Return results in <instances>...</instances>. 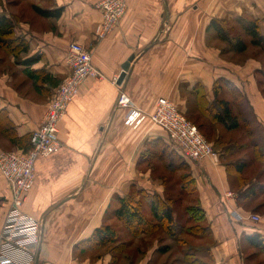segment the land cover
I'll use <instances>...</instances> for the list:
<instances>
[{"label": "crops", "instance_id": "obj_1", "mask_svg": "<svg viewBox=\"0 0 264 264\" xmlns=\"http://www.w3.org/2000/svg\"><path fill=\"white\" fill-rule=\"evenodd\" d=\"M99 1L24 0L22 6L0 8V13L16 15L15 32L29 43L28 52L19 57L0 51V151L21 148L4 129L12 130L16 140H29L58 87L42 81L38 88L26 70H41L60 84L70 72V43L77 41L92 53L104 75L87 79L70 102L60 123V150L36 161L35 183L24 208L41 222L42 230L35 261L29 264H113L111 251L82 243L103 224L120 223L113 214L119 200L144 191L163 197L178 194V175L159 167V162L151 164L148 157L157 139L169 145L165 131L149 118L136 126L126 124L130 109L152 113L157 101L166 97L187 115L210 113L217 96L229 100L236 113L242 95L264 124V106L256 92L261 66L255 61L242 66L231 53L225 54L224 42L210 26L213 19L249 15L259 19L264 32V0H127L126 13L104 38L97 34L102 21ZM33 5L62 8V15L45 18ZM132 55L126 77L118 84L122 65ZM219 84L224 86L216 94ZM122 94L133 108L119 103ZM189 164L210 226V235L197 239L210 248L207 261L252 264L245 257L253 252H243L245 237L259 234L264 239V218L258 223L232 222V210L245 214L236 199L226 196L238 189L231 183L233 174L226 165L209 160ZM189 198L184 205L192 203ZM260 204L252 202L248 208L262 217ZM10 205V185L0 174V232ZM120 230L127 233L123 225ZM135 241L134 247L146 253L140 264H154L166 255L160 248L173 244L162 232Z\"/></svg>", "mask_w": 264, "mask_h": 264}, {"label": "trees", "instance_id": "obj_2", "mask_svg": "<svg viewBox=\"0 0 264 264\" xmlns=\"http://www.w3.org/2000/svg\"><path fill=\"white\" fill-rule=\"evenodd\" d=\"M33 7L39 15L45 18H59L63 11L62 8L43 9L35 5ZM14 19L17 18L13 14L9 16L0 13V49L7 55L19 57L28 52L29 43L23 36L16 34ZM210 26L215 36L226 45L223 50L225 54H245L250 46L264 51V32L257 18L241 15L233 19H213ZM26 71L38 88L43 84L42 81H48L55 86L59 85V82L49 75L43 76L45 73L41 70ZM262 75L264 76V73ZM224 83L226 82L224 81ZM222 86L224 84H219L216 87V94ZM238 99L241 101L239 112L233 113L229 100L225 97L217 98L216 96V100L210 104L213 109L210 113L208 110H203L200 112L201 114L187 116L189 120L198 125L197 127L205 137L211 139L213 144L219 148L221 164L226 165L229 174H233L230 177L231 183L238 188L235 192L236 206L245 214H250L257 209L249 210V205L261 194H264V131L257 132L255 130L260 123L255 115L254 120L249 119L247 115L249 107L245 105L244 96L239 95ZM1 116L2 114H0V119L3 118ZM254 121H256L255 127L252 126ZM216 124H220L225 132L244 131V141H242L243 137L240 133H237L232 141L229 138H223V134L218 133L217 129L220 127ZM4 132L7 136L12 137V142L15 145L21 147L19 149L28 150L31 147L30 138L28 141L27 139L16 140L11 133L12 130L4 129ZM148 157H150L151 164L159 162V165L171 174L178 175V194L173 197H163L147 191L142 194L138 192L130 194L128 198L119 200L120 205L113 211V214L127 230L126 232L131 235V238L122 240L117 227L113 224H103L82 244L95 249L105 247L113 254V264H118L123 254L129 253L137 237L157 235L162 232L173 241L174 245H163L159 250L161 254L174 253V247H177L179 251H176L181 252V259H183L181 261L184 264H211L210 261H207L212 256L209 246H201L197 243V239L210 235V226L206 211L200 205L197 195V180L193 176L189 164L192 160L179 154L170 143L168 145L161 139H157L151 144ZM255 164L261 169L251 182L245 172ZM244 186L247 187L242 189ZM189 197H191L192 203L184 205L183 201ZM261 206H264V203L258 207ZM245 241L255 252L264 253V239L259 234L248 235L245 237ZM254 251L253 253H255ZM250 256L248 255V257ZM170 264H174V262Z\"/></svg>", "mask_w": 264, "mask_h": 264}, {"label": "built area", "instance_id": "obj_3", "mask_svg": "<svg viewBox=\"0 0 264 264\" xmlns=\"http://www.w3.org/2000/svg\"><path fill=\"white\" fill-rule=\"evenodd\" d=\"M127 6V0H100L97 3L102 13L97 32L99 38L114 30L126 13ZM67 64L70 72L47 102L44 119L30 136L31 147L28 150L0 151V174L11 189V205L0 232V264H29L35 261L41 243L42 224L24 207L35 183L36 161L39 157L58 152L62 147L60 123L80 86L89 78H104L93 63L92 53L80 42L70 43ZM119 103L133 108L132 102L123 94ZM146 118L165 131L170 145L182 156L195 162L209 160L214 165L221 164L219 151L169 98H160L152 113L130 109L125 122L136 126ZM226 196L235 199L236 193L228 191ZM230 216L235 222H259L262 219L259 214H241L235 209Z\"/></svg>", "mask_w": 264, "mask_h": 264}, {"label": "rangeland", "instance_id": "obj_4", "mask_svg": "<svg viewBox=\"0 0 264 264\" xmlns=\"http://www.w3.org/2000/svg\"><path fill=\"white\" fill-rule=\"evenodd\" d=\"M22 1H24V0H0V8L1 9H6L9 5L15 6L18 3L22 6ZM225 46L226 45H224V47ZM0 51L2 53H4L5 55H7L2 49H0ZM231 58H233L234 61H236L237 63H239L242 66L246 65L248 61H255L256 63H258L261 66L260 67L261 69L256 74V85H257V91L256 92H257V97H259V102L260 103L263 102V106H264V76L262 75L264 73L263 72L264 71V51L257 50L256 48L250 46L245 54L234 55L233 53H231ZM261 72H263V73L261 74ZM245 105H246V102H245ZM249 108L247 110V115H248L249 119L254 120L255 119L254 113L252 112V109L251 108L249 109ZM242 113L244 114V112H242ZM197 114L198 113H196L194 115H197ZM185 116L188 118L187 114ZM191 122L194 123L193 121H191ZM194 124L196 126H198L196 123H194ZM255 124H256V121H254V123L252 124V126L255 127L256 126ZM217 130H218V133L223 134V138H225V137L226 138H229L230 141H232L236 137V134L237 133L238 134L240 133V134H242V137H243L241 139H242V141H244V138H245L244 137V135H245L244 131L225 132V130L222 127H220V129H217ZM255 130L257 132L264 131V124H260L259 126H257L255 128ZM200 133L202 134V136L208 142L212 143V145L215 147V149L219 150V148L216 147L213 144V142H212L211 139L205 137V135L203 134L202 131H200ZM238 138H240V136H238ZM17 149L18 148H14V149H11V150H3V151H14V150H17ZM158 164H160V163H158ZM259 165L262 166L260 163H259ZM159 167H161V165H159ZM262 168H263V166H262ZM260 169L261 168L259 166H256V164H255V166H253V167H251V168L248 169V171L246 172V174H247L246 177L248 179H250L251 182H252V179L255 177V174L258 173L260 171ZM236 190H238V189H236ZM253 202H254V204L256 206L258 204H260L261 202L264 203V194H261ZM262 215H263L262 218H264V209L262 210ZM231 221L233 222V219H231ZM245 221L248 222L247 220H245ZM262 224H264V221H263ZM113 225L115 227H117V230L118 231H120L119 234L122 237V240H128L129 238H131V235L130 234H127V233H124L123 234L121 232V230L119 229L120 228V225H122V224L116 222V223H113ZM134 242H136V241H134ZM134 242H133V245H132L131 249L129 250V253L125 252L123 254V256H122L121 261L118 264H125L127 262H128V264H140V262L145 258L144 255L146 253L143 252L141 249L138 251L136 249V247H134ZM163 242L167 243V241H163ZM167 244H169V243H167ZM133 247H134V249H133ZM174 249H175V252L174 253H172V252L171 253H167L166 255H163L161 258L159 257V259H156L155 260L156 262H154V264H170L172 262H174V264H184V262L181 261V260H183V259H181V257H182L181 252H178L179 250H178L177 247H174ZM132 250H134V251L132 252ZM176 250H178V251H176ZM253 251L254 250L251 247H248L247 244H245L243 246V252L246 253L247 255L249 254L248 252H253ZM245 258H248V260H250V262H252V264H264V253H261L260 251H258V252L256 251L250 257L246 256Z\"/></svg>", "mask_w": 264, "mask_h": 264}, {"label": "water", "instance_id": "obj_5", "mask_svg": "<svg viewBox=\"0 0 264 264\" xmlns=\"http://www.w3.org/2000/svg\"><path fill=\"white\" fill-rule=\"evenodd\" d=\"M133 59H134V56L132 55V56H130V58L127 61H125L123 63V65H122V72L120 73V76H119V78L117 80V83L118 84H121L123 82V80L125 79L126 74H127L128 70L130 68V64H131V62H132Z\"/></svg>", "mask_w": 264, "mask_h": 264}]
</instances>
